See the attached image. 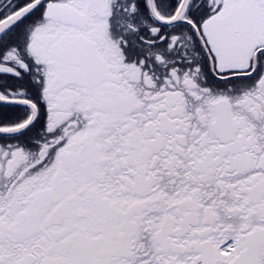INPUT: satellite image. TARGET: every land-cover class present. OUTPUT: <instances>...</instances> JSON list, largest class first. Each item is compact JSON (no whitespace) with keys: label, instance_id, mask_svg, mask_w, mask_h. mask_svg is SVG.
<instances>
[{"label":"flooded vegetation","instance_id":"1","mask_svg":"<svg viewBox=\"0 0 264 264\" xmlns=\"http://www.w3.org/2000/svg\"><path fill=\"white\" fill-rule=\"evenodd\" d=\"M34 1L0 0V23ZM89 1L43 0L0 34V100L19 103L0 129L36 112L0 134V264H264V0H190L170 24L115 0L145 11L123 75L71 45L114 8ZM182 1L151 0L163 21ZM47 17L59 32L32 34L35 53ZM72 85L87 107L65 108Z\"/></svg>","mask_w":264,"mask_h":264},{"label":"rangeland","instance_id":"2","mask_svg":"<svg viewBox=\"0 0 264 264\" xmlns=\"http://www.w3.org/2000/svg\"><path fill=\"white\" fill-rule=\"evenodd\" d=\"M115 0L112 1V5L114 7ZM121 11L120 7H114L111 10H106L100 14L99 12H96V15H93V23L89 27L88 30H85L83 32H76L73 34V36L70 37L71 45L76 46H82L86 45L87 47H91V45H94L97 43L98 47H96L97 51H102L101 54L104 55V58H107L108 55V61L109 64H113L116 60H120L118 63V71L120 72L119 75H123V73L120 71L122 65L124 62L125 55L122 50L123 48V39L126 33H129L128 38L135 39V33H137L139 29V21H140V12H143V5L142 3L135 2L134 4H130V11L133 13L132 21L127 20L126 17L119 15L118 13ZM145 12V11H144ZM57 25L53 21L51 17H47L46 20H42L40 25H35L31 28L30 34L28 33V46L31 48L35 53L39 50L37 49V46L32 45L31 43V36L32 34H36L35 38V44L39 45L45 42L46 40L51 41L55 39L58 35L59 30H57ZM123 32V33H122ZM138 35V34H137ZM137 40L140 42V38L138 37ZM34 44V42H33ZM30 51V50H29ZM110 53V54H109ZM112 54V55H111ZM21 55V53L17 52L15 54V51H9L6 54V58L11 61L18 60V57ZM110 57H112L113 62L111 61ZM127 70L129 72L130 78H137L141 76L142 74H138L139 68L133 67L132 69L128 66ZM116 69L114 68V75ZM110 76H113L109 73ZM186 78L183 77L181 79H178V82L183 84V80ZM133 82V81H131ZM195 83V82H194ZM72 90L74 94H72L73 98L69 99V101H66L65 108H78L81 107L83 109L84 107L88 106V100L85 98L86 96H82L78 93L77 87L75 85H72ZM190 91H195V84H192V88ZM116 92V90H115ZM124 93V92H123ZM120 95V94H119ZM70 103L68 106L67 104ZM24 153L20 150L17 151V158L18 159H24L23 156Z\"/></svg>","mask_w":264,"mask_h":264},{"label":"water","instance_id":"3","mask_svg":"<svg viewBox=\"0 0 264 264\" xmlns=\"http://www.w3.org/2000/svg\"><path fill=\"white\" fill-rule=\"evenodd\" d=\"M146 1H147L148 9L151 12L154 19L157 21H161V22L169 23V24L181 20L182 16L184 15V12L186 11V9L190 3V0H183L180 4V7L178 9L176 16L169 21H163L155 14L151 0H146ZM42 2H43V0H36V1L32 2L31 4L27 5L26 7L22 8L21 10H19L15 14L4 19L0 23V34L3 33L5 30L9 29L10 27H12L13 25H15L17 22H19L27 14H29L35 8H37ZM92 2L93 1L90 0L89 4ZM75 17L76 16H74V14H71L68 11L67 16H66V18L68 20H74ZM0 102L5 103V104H19V103H16L13 101H7V100L6 101L0 100ZM23 104L27 105L28 107L33 108V106L31 104H27V103H23ZM32 111H33V116L26 123H24L18 127L10 128V129H0V134H8L9 135V134H14V133H19V132H22L23 130L27 129L35 121V113H36L35 109H32Z\"/></svg>","mask_w":264,"mask_h":264}]
</instances>
